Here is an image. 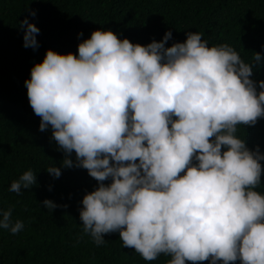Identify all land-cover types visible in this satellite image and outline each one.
<instances>
[{"label": "clouds", "instance_id": "9594fccd", "mask_svg": "<svg viewBox=\"0 0 264 264\" xmlns=\"http://www.w3.org/2000/svg\"><path fill=\"white\" fill-rule=\"evenodd\" d=\"M20 24L24 47L37 49L40 29L27 18ZM170 39L169 30L143 45L96 29L78 55L47 50L25 81L39 128L51 127L65 167L98 181L80 210L98 246L118 231L146 261L264 264V194L256 190L264 154L236 134L264 117V80L258 91L255 65L228 44L209 46L199 32L166 47ZM35 183L28 170L9 191ZM0 229L15 235L24 222L0 209Z\"/></svg>", "mask_w": 264, "mask_h": 264}, {"label": "trees", "instance_id": "16d2710c", "mask_svg": "<svg viewBox=\"0 0 264 264\" xmlns=\"http://www.w3.org/2000/svg\"><path fill=\"white\" fill-rule=\"evenodd\" d=\"M25 18L40 29L35 50L24 47L20 22ZM96 29L143 45L162 40L170 30L166 47L184 42L188 32H199L209 46L228 44L255 65L251 78L258 91L264 80V0H0V209L11 208L13 221L24 222L15 235L0 229V264H167L171 258L161 254L144 260L123 246L118 231L105 234L99 246L83 232L82 200L99 183L86 169L63 165L65 152L50 126L40 130L41 118L28 100L25 81L46 51L78 55V44ZM256 52L259 62L253 60ZM236 134L250 150L259 146L264 154V117L254 126H238ZM69 158L75 162V153ZM260 163L264 167V160ZM50 166L59 167L61 175L50 174ZM28 170L36 183L19 194L9 191L11 182ZM256 190L264 194V172ZM45 199L61 207L50 211Z\"/></svg>", "mask_w": 264, "mask_h": 264}]
</instances>
